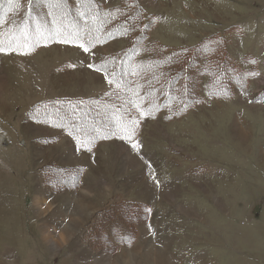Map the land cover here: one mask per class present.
Returning <instances> with one entry per match:
<instances>
[{"label":"rangeland","instance_id":"rangeland-1","mask_svg":"<svg viewBox=\"0 0 264 264\" xmlns=\"http://www.w3.org/2000/svg\"><path fill=\"white\" fill-rule=\"evenodd\" d=\"M46 1L0 0V264H264V0H94L142 13L134 35L89 49L54 40ZM152 44L209 60L192 61L182 113L163 96L129 115L49 113L136 84L128 69ZM109 58L120 85L99 70Z\"/></svg>","mask_w":264,"mask_h":264},{"label":"trees","instance_id":"trees-1","mask_svg":"<svg viewBox=\"0 0 264 264\" xmlns=\"http://www.w3.org/2000/svg\"><path fill=\"white\" fill-rule=\"evenodd\" d=\"M29 1L32 3L33 0ZM78 1L80 9L79 14L82 18L80 24H77V22L76 24H73V10L70 8L67 0L46 1L49 13L52 18L55 19L56 17H61V21H55L57 28L59 29V34H61L59 36H57V33L54 34L56 35L54 37L55 41L70 44L83 43V45L89 49L98 43H101V41L107 40L109 38L115 39L119 36L127 37L126 35H129L130 37L131 35H134V30H136L139 26L138 21L133 23L132 16H139L142 11H139L138 9L133 13V15H131L130 10L132 9V4L129 3L125 5L127 1L123 4V6L114 8L110 13L102 11L94 0ZM115 22H118L117 27H114ZM143 27H145L144 24ZM44 32L46 37L53 35L51 30L49 31L45 29ZM129 46L132 48L129 52H131L133 55L137 51V44H135L134 39L131 40V44ZM2 47L4 48L6 46L0 43V48ZM198 48H190L187 50H179L178 52L174 51V53H167L163 48L157 45H150L147 52L145 53V55L149 56L148 59L141 62H136L137 64L135 65L131 64V67L128 69V75H134L138 79V82L135 84L134 80L127 79V85L124 84L123 86H121L119 83V70L116 71V69H122L121 63L123 59L119 58L116 60L117 58H109L103 60L99 62V70L106 71L108 67L113 68L114 79L110 80L111 82L116 81V84L121 86H119L116 91H112L115 94L114 97L110 95L109 91L107 95L102 98V101L97 100L92 102H81L78 104L69 101L65 103L59 102L56 105L50 103L46 106H50L47 107L49 113H54L57 109H63L64 112L74 111L79 114L77 121L81 122L83 119H93L95 115H97V117L101 116L102 112L107 113L110 110L124 111L126 106H129L131 102H135V97L137 96L147 100L163 96L164 99L167 100L166 102H171L170 105H173L172 107L175 108L171 110V115L180 114L182 113L183 108L186 107L182 106V104L191 101V95L188 94L189 91L186 93L185 89L188 87L190 78L194 79L193 74L190 76L187 74V71L192 67V61L199 62L202 60L204 63L209 61L205 56L199 58L197 54L189 53L190 51L198 50ZM187 56H190V59H188ZM211 59L214 65L226 64V62L221 59L220 56H213ZM116 65L118 68L115 69L114 67ZM115 77H117V79H115ZM182 85L183 92L181 91ZM157 94L158 96H156ZM108 101H112V103L110 104ZM166 102H164V105L162 106H165ZM117 103H121V105H117ZM119 106H122V108H119ZM146 107L147 112V110L153 106ZM157 108H159L157 109L159 111L160 107L158 106ZM44 113L48 114L47 111ZM125 113L129 115V113L131 114L132 111L130 110L128 113L125 110L123 114ZM62 125L64 126L65 124ZM68 129L71 130L68 132L67 130L62 129V132L68 134L75 141H79V138L82 135L81 129H77L73 125L69 126ZM96 141L97 139H94L90 143L93 144L95 142L96 144ZM89 146L90 145L88 144V147ZM124 206L131 207L132 205L124 204Z\"/></svg>","mask_w":264,"mask_h":264},{"label":"crops","instance_id":"crops-1","mask_svg":"<svg viewBox=\"0 0 264 264\" xmlns=\"http://www.w3.org/2000/svg\"><path fill=\"white\" fill-rule=\"evenodd\" d=\"M101 1H103L104 3H106L108 6H114V5H119L120 4V0H101ZM28 121V120H27ZM26 121V122H27ZM19 125H21L22 126V120H19V122H17ZM30 123V122H29ZM32 124V123H31ZM32 125H34V124H32ZM44 133V132H43ZM24 134V133H23ZM53 134H47V135H45V136H43V137H49V136H52ZM24 137L26 138V136L24 135ZM25 140V139H24ZM21 147H19V149H20ZM69 153V152H68ZM68 153H66L65 155H69ZM82 156H84V154H81V155H78L77 157H79V159H81V157ZM63 158H66V156L65 157H63ZM135 159L137 160V158L135 157ZM62 163H64L63 161L61 162V165H62ZM64 165V164H63ZM78 166H79V164H78ZM81 184V183H80ZM35 185V184H34ZM38 185H40V184H38ZM54 186H57V184H55ZM35 187H37V186H35ZM146 189H148V186H146ZM139 203H142V201L141 202H139ZM83 211H84V207H83V205L81 204V206H80V214L81 213H83ZM46 238H47V240H50V237H49V235L48 236H46Z\"/></svg>","mask_w":264,"mask_h":264}]
</instances>
